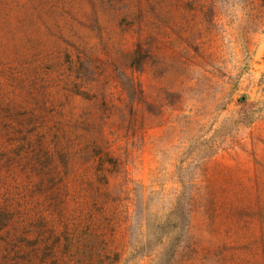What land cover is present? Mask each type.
<instances>
[{
	"label": "rangeland",
	"instance_id": "1",
	"mask_svg": "<svg viewBox=\"0 0 264 264\" xmlns=\"http://www.w3.org/2000/svg\"><path fill=\"white\" fill-rule=\"evenodd\" d=\"M0 264H264V0H0Z\"/></svg>",
	"mask_w": 264,
	"mask_h": 264
}]
</instances>
